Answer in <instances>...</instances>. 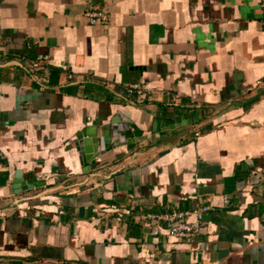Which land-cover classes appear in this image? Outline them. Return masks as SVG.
I'll return each instance as SVG.
<instances>
[{
  "label": "crops",
  "instance_id": "crops-1",
  "mask_svg": "<svg viewBox=\"0 0 264 264\" xmlns=\"http://www.w3.org/2000/svg\"><path fill=\"white\" fill-rule=\"evenodd\" d=\"M262 90L261 0H0V264H264Z\"/></svg>",
  "mask_w": 264,
  "mask_h": 264
},
{
  "label": "built area",
  "instance_id": "built-area-1",
  "mask_svg": "<svg viewBox=\"0 0 264 264\" xmlns=\"http://www.w3.org/2000/svg\"><path fill=\"white\" fill-rule=\"evenodd\" d=\"M261 6L264 10V0H261ZM86 15L91 24H102L107 25L110 22V14L103 9H90L86 11ZM128 92L143 95L145 88L140 87L137 84L128 85ZM1 154V151H0ZM252 177H255L257 181L264 180V169L253 170ZM224 203H229V198L224 197ZM211 209L210 205H200L192 210L172 212L171 214H147L144 219L149 218L150 220L157 221L159 219H165L169 221L168 234L169 236L180 239H189L199 234L203 226V215ZM194 217V220H188V217Z\"/></svg>",
  "mask_w": 264,
  "mask_h": 264
},
{
  "label": "water",
  "instance_id": "water-1",
  "mask_svg": "<svg viewBox=\"0 0 264 264\" xmlns=\"http://www.w3.org/2000/svg\"><path fill=\"white\" fill-rule=\"evenodd\" d=\"M263 93L264 90H262L258 96L262 95ZM167 116L170 118L172 123H177V127L186 124L178 117H175V112H170V114ZM117 123V130L122 134L119 136V141L125 142L126 140L127 142L131 143L133 140L137 139L138 135H140V132H137L136 130H132V132H130V126L126 122H121L118 120ZM89 130V127H87L78 132L76 135V140L74 141V146L76 150L80 152L81 159L85 163L92 161L98 153H103L110 148V136L107 134V128L105 129L104 127V131L101 136H98L96 130ZM16 188L17 191H20L25 189L26 186L18 185Z\"/></svg>",
  "mask_w": 264,
  "mask_h": 264
}]
</instances>
